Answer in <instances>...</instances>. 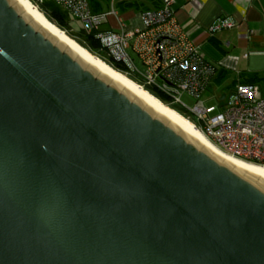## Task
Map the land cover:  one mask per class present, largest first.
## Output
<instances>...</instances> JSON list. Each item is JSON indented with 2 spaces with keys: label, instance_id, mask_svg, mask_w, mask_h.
<instances>
[{
  "label": "water",
  "instance_id": "95a60500",
  "mask_svg": "<svg viewBox=\"0 0 264 264\" xmlns=\"http://www.w3.org/2000/svg\"><path fill=\"white\" fill-rule=\"evenodd\" d=\"M0 0V264H264V173L225 158L23 0Z\"/></svg>",
  "mask_w": 264,
  "mask_h": 264
},
{
  "label": "built area",
  "instance_id": "2783aa9c",
  "mask_svg": "<svg viewBox=\"0 0 264 264\" xmlns=\"http://www.w3.org/2000/svg\"><path fill=\"white\" fill-rule=\"evenodd\" d=\"M41 11L46 0H30ZM67 11L92 34L109 58L148 91L165 96L167 105L185 110L188 118L218 149L243 161L264 166V95L256 84L239 83L223 102L208 105L204 92L214 78L215 66L199 52V46L183 32L174 17L173 0H162L154 10L140 13V26L127 28L114 7L93 12L88 0H48ZM109 17L117 27L101 30ZM222 18L211 24L210 34L232 27ZM194 99L191 107L182 100Z\"/></svg>",
  "mask_w": 264,
  "mask_h": 264
},
{
  "label": "crops",
  "instance_id": "0c3cea01",
  "mask_svg": "<svg viewBox=\"0 0 264 264\" xmlns=\"http://www.w3.org/2000/svg\"><path fill=\"white\" fill-rule=\"evenodd\" d=\"M88 2L93 12H105L112 5L127 28L140 26L142 11L162 5V0ZM172 7L180 29L215 66V76L205 92L214 91L218 102H223L237 84L250 83L264 95V0H173ZM222 18L234 25L210 34L208 27ZM117 25V20L109 17L100 29Z\"/></svg>",
  "mask_w": 264,
  "mask_h": 264
},
{
  "label": "bare ground",
  "instance_id": "6f19581e",
  "mask_svg": "<svg viewBox=\"0 0 264 264\" xmlns=\"http://www.w3.org/2000/svg\"><path fill=\"white\" fill-rule=\"evenodd\" d=\"M17 1H19V0H15L14 2L16 3ZM23 1L27 4V7L25 9H23L22 12H24L25 10H27L29 8L34 14V16L30 20H33L37 15L40 16L44 20L40 24L39 28L46 22L47 26L51 29L50 32L48 33L49 35L51 34V32L53 30L59 34V37L56 40L57 42L60 39V37H62L63 40L67 43L65 45V48L68 46V44H72L79 50L75 56H78V54L81 52L82 56L86 60H88L87 65H89V63L91 61L99 63L101 68L98 71V74L101 72L102 69H105L106 71H108L111 74V76H112V78L110 79L111 81L113 80V78H115L118 81H120L122 83H125L123 85L122 89H124L126 84L132 85L137 90L136 94L134 95V98L140 92L147 99V101L144 104V106H146L147 103L149 102V100H151L159 108L158 111L156 112V114H158L160 112V110L162 109L163 111H165L170 116V118L168 119L167 122H169L172 119L173 116L175 118H177L183 124L180 127L179 131H181V129L184 126H186L187 128H189L193 132L192 135L190 136L189 140H191L192 137L194 136V134L197 133L202 139L205 140V142L202 144L201 148H203V146L206 143H208V145L213 148L212 152L210 153L211 155L213 154L214 151H217L219 154L224 156L223 159L221 160L222 162L224 161L225 158H229V159L235 161V163L232 166L233 168H234V166L236 165L237 162L246 165L247 168L245 169L243 174L246 173V171L248 170L249 167L262 169V171L259 173V175L254 180L255 182L258 180V178L261 176V174L264 173V166H260V165H257V164H253V163H250V162L243 161V160H241L239 158H236V157H233V156H231L229 154H226L223 151H221L220 149H218L199 129H197L195 127L193 122L187 116L185 117L182 113H179L175 109L171 108V106L163 103L162 101H160V99H157L152 94H150L147 89H145L144 87H141L135 80L127 77L126 74L115 70L113 67L108 65L102 59L98 58L97 56H95L94 54L89 52L86 48H84L82 45H80L76 40L71 38L66 32H64L63 30L58 28L54 23H52L50 20H48L45 17V15L41 12V10L38 7H36L30 0H23Z\"/></svg>",
  "mask_w": 264,
  "mask_h": 264
},
{
  "label": "trees",
  "instance_id": "16d2710c",
  "mask_svg": "<svg viewBox=\"0 0 264 264\" xmlns=\"http://www.w3.org/2000/svg\"><path fill=\"white\" fill-rule=\"evenodd\" d=\"M42 13L45 15V17L50 20L52 23H54L58 28L66 32L71 38L76 40L80 45H82L84 48H86L89 52L97 56L98 58L102 59L104 62H106L108 65L113 67L115 70L119 72H123L130 78L136 81V78L130 74L127 73V70L125 67L118 62H115L113 59L109 58V56L106 55V53L100 48V42L92 35V34H86L82 29L75 30L71 26L69 20L62 12V9L58 6L54 5L52 2L46 0L42 3L41 6ZM154 95H156L160 101L167 103L168 100L165 96L162 94H159L156 91H150ZM171 106V105H170ZM171 108H174L176 111H179L183 115L188 116L186 114L187 112L177 106H171Z\"/></svg>",
  "mask_w": 264,
  "mask_h": 264
},
{
  "label": "rangeland",
  "instance_id": "374dc122",
  "mask_svg": "<svg viewBox=\"0 0 264 264\" xmlns=\"http://www.w3.org/2000/svg\"><path fill=\"white\" fill-rule=\"evenodd\" d=\"M62 12L64 13V15L67 17V19L69 20L71 26L75 29V30H80L81 29V25L78 21H76L67 11L62 9ZM123 73V72H122ZM129 77V76H127ZM130 78V77H129ZM132 79V78H131ZM150 94H152L154 97H156L157 99H159L156 95H154L153 93H151L149 91ZM214 91H206L204 94V100L205 103L208 105H217L218 103V97L219 95L216 97ZM182 100L185 102V104L188 107H191L194 103V99H192L191 97L187 96V95H183L182 96ZM162 101V100H161ZM164 103V102H163ZM174 109V108H173ZM179 112V111H178ZM180 113V112H179ZM186 117V115H184Z\"/></svg>",
  "mask_w": 264,
  "mask_h": 264
}]
</instances>
